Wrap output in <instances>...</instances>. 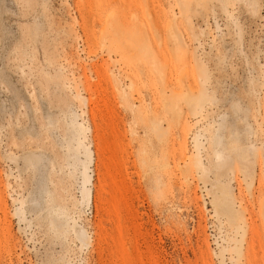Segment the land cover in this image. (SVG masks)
Masks as SVG:
<instances>
[{"label": "rangeland", "instance_id": "1", "mask_svg": "<svg viewBox=\"0 0 264 264\" xmlns=\"http://www.w3.org/2000/svg\"><path fill=\"white\" fill-rule=\"evenodd\" d=\"M0 264H264V0H0Z\"/></svg>", "mask_w": 264, "mask_h": 264}]
</instances>
